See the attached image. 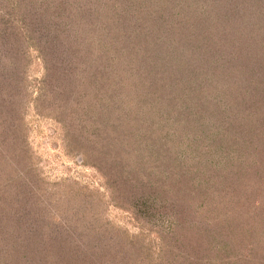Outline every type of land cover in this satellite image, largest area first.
Here are the masks:
<instances>
[{"label":"trees","instance_id":"obj_1","mask_svg":"<svg viewBox=\"0 0 264 264\" xmlns=\"http://www.w3.org/2000/svg\"><path fill=\"white\" fill-rule=\"evenodd\" d=\"M31 102L78 132L139 234L88 189L13 169ZM260 168L264 0H0V264H264Z\"/></svg>","mask_w":264,"mask_h":264},{"label":"rangeland","instance_id":"obj_2","mask_svg":"<svg viewBox=\"0 0 264 264\" xmlns=\"http://www.w3.org/2000/svg\"><path fill=\"white\" fill-rule=\"evenodd\" d=\"M34 56L35 55H33V57ZM28 74L30 76V81L25 88V91L27 92V96L24 100L25 102L33 100L40 95V91L36 84L45 74L42 62L34 58L31 62V66H29ZM38 112L39 110L36 109L31 102L25 113V119L29 128V136L27 139L29 145L26 146V144L23 143L26 153L23 154L25 161L22 164L20 163L19 165L14 166L13 169H17L22 172L23 175L25 174V171H29V168L26 166L36 165L35 170L32 171L35 172V175L33 174V176L37 182L39 180L36 176H38L40 180H44L45 184L48 186L54 185L55 183L61 184L65 182L70 184L75 183L88 189V192H93L94 195H96L97 201H101L103 214L105 218L114 225V227L120 228L130 235L139 234L138 225L133 220L131 213L113 206H108V204H111L110 201L112 198L109 197V190L106 186L107 181L97 169L85 164L82 153L77 149L78 140L74 141L73 139L74 136H78V132L72 131L73 129H71L70 132L72 131L74 134L70 135V138H68L64 125L58 121L59 117L53 114L52 106L46 117L38 115ZM85 133L86 131L83 134ZM215 152L218 156L217 161L221 160L219 164L221 165L224 160L223 156L226 155L227 152L224 150L219 151L218 149H216ZM228 164L235 165V160H229ZM234 169L238 168L235 167ZM263 172L264 168H260V176H258V178L254 177L256 178L255 184H250L248 187L250 194L253 193L252 197L254 199L260 197V193H264ZM242 173L235 171L237 177L241 176ZM252 174H254V172H252ZM20 175L21 174H19V177ZM237 177H235V179H237ZM238 182L235 184L239 185L237 184ZM250 203H253L252 200H250ZM254 238H256L255 235ZM252 239L251 236L250 240L253 241ZM262 240L263 239L260 237L259 239L256 238L253 242L257 246L258 242ZM229 252L228 255H225L226 257L229 256V259L235 256V254L240 253L239 251H236L235 253ZM258 252L262 255L260 248H258Z\"/></svg>","mask_w":264,"mask_h":264}]
</instances>
